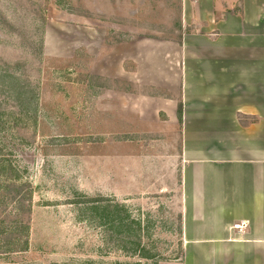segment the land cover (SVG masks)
Wrapping results in <instances>:
<instances>
[{
  "label": "rangeland",
  "instance_id": "obj_1",
  "mask_svg": "<svg viewBox=\"0 0 264 264\" xmlns=\"http://www.w3.org/2000/svg\"><path fill=\"white\" fill-rule=\"evenodd\" d=\"M181 1L0 0V264H181L180 127L133 65Z\"/></svg>",
  "mask_w": 264,
  "mask_h": 264
},
{
  "label": "crops",
  "instance_id": "obj_2",
  "mask_svg": "<svg viewBox=\"0 0 264 264\" xmlns=\"http://www.w3.org/2000/svg\"><path fill=\"white\" fill-rule=\"evenodd\" d=\"M181 27L133 65L180 127L182 264H264V0H182Z\"/></svg>",
  "mask_w": 264,
  "mask_h": 264
},
{
  "label": "trees",
  "instance_id": "obj_3",
  "mask_svg": "<svg viewBox=\"0 0 264 264\" xmlns=\"http://www.w3.org/2000/svg\"><path fill=\"white\" fill-rule=\"evenodd\" d=\"M177 111L179 116L181 115V111H182V105L181 102H179L178 106H177ZM107 201V200H105ZM107 205L101 206L99 205V209H100V214H99V219L101 220V223H103L102 225L106 226L107 224H112L113 221V217L110 219L109 215L112 214L114 212H116L118 210L117 207H119V205H115L114 203H109V201H107ZM18 210V209H17ZM128 212L127 210L123 209V215L119 216L118 219L117 217H115V220H117V222H123L124 220H128L129 216H128ZM178 221H179V230H178V235L181 238V233H182V215H181V211L178 215ZM111 225L106 227V231L110 232L111 230ZM108 234V233H107ZM108 236V235H107ZM128 240V239H127ZM182 260H183V251L181 248V239H180V251L178 252V256H177V261H179L182 264Z\"/></svg>",
  "mask_w": 264,
  "mask_h": 264
},
{
  "label": "built area",
  "instance_id": "obj_4",
  "mask_svg": "<svg viewBox=\"0 0 264 264\" xmlns=\"http://www.w3.org/2000/svg\"><path fill=\"white\" fill-rule=\"evenodd\" d=\"M245 226H246L245 223H240V224H236V225H235V228H236V229H242V228L245 227Z\"/></svg>",
  "mask_w": 264,
  "mask_h": 264
}]
</instances>
